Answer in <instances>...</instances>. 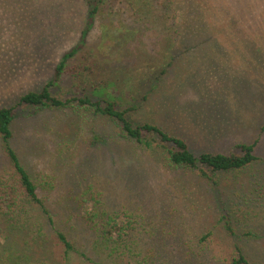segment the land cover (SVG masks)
<instances>
[{
	"label": "rangeland",
	"instance_id": "rangeland-1",
	"mask_svg": "<svg viewBox=\"0 0 264 264\" xmlns=\"http://www.w3.org/2000/svg\"><path fill=\"white\" fill-rule=\"evenodd\" d=\"M230 1L217 27L209 16L204 32L191 28L196 35L183 40L168 37L174 15L155 0H101L95 16L92 0H0V108L17 109L12 143L28 171L55 184L47 207L80 245L69 264L154 253L167 264H224L235 245L264 262V0ZM76 47L55 95L117 100L134 122L184 137L197 155L257 142L260 159L207 179L168 165L155 147L117 140V125L93 109L21 105ZM101 131L108 137L92 141ZM10 166L0 141V172ZM96 192L108 213L134 221L132 241L118 253L93 244L79 219ZM39 227L4 224L0 255L16 248L32 255L39 233L48 240L35 256L46 249L58 258L55 239Z\"/></svg>",
	"mask_w": 264,
	"mask_h": 264
},
{
	"label": "trees",
	"instance_id": "trees-1",
	"mask_svg": "<svg viewBox=\"0 0 264 264\" xmlns=\"http://www.w3.org/2000/svg\"><path fill=\"white\" fill-rule=\"evenodd\" d=\"M100 2L101 0L90 2V4L93 3L92 16L96 15ZM232 3L233 1L230 0H155V4L161 5L167 9L169 14L173 13L174 15V20L170 21L168 37L174 35L176 39L182 37L183 40L189 39L190 35H196L194 32L189 35L192 29L196 28L201 33L204 32V28L208 25L205 19L209 16L210 20L207 18L209 24L217 27L218 22L223 19L222 14L226 9L224 7L232 5ZM215 14H218V17L214 18L213 15ZM175 44L173 39V45L175 46ZM184 48V52L190 51L187 44ZM77 51L78 47L66 53L56 67L54 79L48 82L41 91H31L22 95L19 103L39 108H67L72 106L79 110L93 109L95 115H99L117 125L120 132L119 138L116 137L117 140L144 145L149 149L155 147L158 153L163 154V158L168 165L198 169V172L207 179H212L213 175L211 173L219 174L244 170L260 159L257 154V142H238L230 153L206 151L197 155L191 150L188 140L184 137L165 131L151 122H134L129 116L131 108H122L117 100L100 98L94 101L88 94L72 99H63L55 95L53 87L61 79L66 62ZM77 73L76 70L72 77L77 78ZM74 101H76V104H74ZM16 110V107L0 108V141L2 150L11 163L9 169L0 172V232L4 224L18 232L31 228L34 224L35 226H43L55 239L61 251L58 258L54 256L51 250L47 251L46 249L42 253L39 250V255L35 256L38 249H42L48 240H46L44 234L36 233L33 237L37 245L34 247L32 255H28L23 249L16 248L15 251H6L0 255V264H69L71 255L74 253L79 254L78 239L75 240L68 234L64 224L57 220L54 213L47 207V195L55 190V184H51L49 180L42 184L38 183L23 164L19 153L13 146ZM93 137L92 141L101 142V140H105L103 138L108 137V132L103 133L101 131L98 134L94 132ZM112 138L115 137L112 136ZM150 138H154L156 143L153 144ZM40 189L45 193L44 196H42ZM101 196L102 193L100 192L92 195V206L89 209L86 208L79 219L85 230L91 233L93 244L101 248L115 250L118 253L121 245H127L129 240L132 241L130 237L134 221L130 216L121 217L115 215V213H108L102 207ZM38 212L42 216L35 219ZM224 221L226 228L232 229L228 214L224 215ZM61 224L63 225L61 226ZM40 227L38 232H40ZM86 253L84 251L87 259L89 256ZM119 257L122 258L111 262L86 261L87 264H167L164 262L161 253L147 255V257H142L139 260H130L128 257V260H125L121 254ZM223 262L224 264H264V262L252 260L242 246L239 245H235L231 255L225 258Z\"/></svg>",
	"mask_w": 264,
	"mask_h": 264
}]
</instances>
